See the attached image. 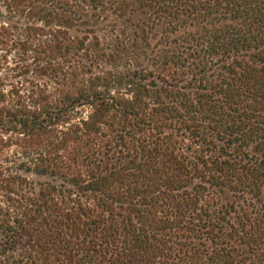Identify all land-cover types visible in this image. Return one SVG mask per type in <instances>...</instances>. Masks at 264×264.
I'll return each instance as SVG.
<instances>
[{"label":"trees","instance_id":"16d2710c","mask_svg":"<svg viewBox=\"0 0 264 264\" xmlns=\"http://www.w3.org/2000/svg\"><path fill=\"white\" fill-rule=\"evenodd\" d=\"M0 264H264V0H0Z\"/></svg>","mask_w":264,"mask_h":264}]
</instances>
